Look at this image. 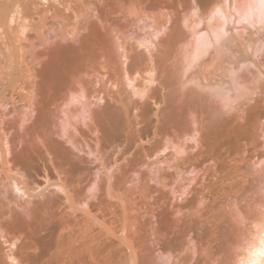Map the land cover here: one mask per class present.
Wrapping results in <instances>:
<instances>
[{"label": "rangeland", "instance_id": "374dc122", "mask_svg": "<svg viewBox=\"0 0 264 264\" xmlns=\"http://www.w3.org/2000/svg\"><path fill=\"white\" fill-rule=\"evenodd\" d=\"M216 1L226 28L247 42L257 25L236 20L240 0ZM27 2L35 20L56 13L76 33L40 44L35 20L24 21L26 38L18 18L10 23L31 77L20 61L2 92L0 136L12 174L32 189L47 186L20 195L0 171V264L6 252L19 264H129V250L133 264L232 263L254 231L252 215L264 212V37L225 70V83L205 84L200 72L222 73L212 47L184 74L191 32L221 20L193 26L206 13L202 0ZM138 7L157 21L165 15L154 39L137 26ZM59 181L74 208L48 185Z\"/></svg>", "mask_w": 264, "mask_h": 264}, {"label": "bare ground", "instance_id": "6f19581e", "mask_svg": "<svg viewBox=\"0 0 264 264\" xmlns=\"http://www.w3.org/2000/svg\"><path fill=\"white\" fill-rule=\"evenodd\" d=\"M28 4L29 3L27 2V0H0V40L3 44V50L0 48V106H3L1 102L5 97L4 95H2L4 88L7 85H11L12 83L17 81L19 72H21L20 61L24 60L25 57L24 55L19 54L20 51L19 49H16V46L14 48L15 44L12 43L9 34L10 23L14 19L18 18L20 21L19 23H21L20 34H25L27 25L24 23V21L35 20L33 15L34 13L29 11L28 9ZM130 4L134 5L135 3L132 2ZM202 4L206 8V13L204 16H199V18L194 22L193 26L198 25L203 19H208L209 21L216 15L221 16V20L213 28H207V30L205 31L194 29L191 32L192 45L189 52V58L184 64L186 65L184 66V74L186 73L188 68L194 62H196L198 58H200V55L208 52L212 47L211 60L214 62V65L217 69H222V73L220 74L213 72V75L217 74V77H219V79H215V76L214 78H212L211 76L206 77L204 73L201 72L198 75L205 84L217 83V85H220L226 82L223 79V76H226L225 70L231 64H238L241 61H245L246 58L243 57V54L246 55L247 49L252 48L257 40H260L262 39V37H264V0H240L238 7H235V3H232V9L235 12V18L238 22L245 21L248 24L252 23L257 25L255 27L256 31H250L251 37L247 42L240 41L235 37L234 34H232L230 28H226V18L224 17L222 2L216 0H202ZM131 8L134 7L132 6ZM136 10L138 13L135 19L137 26L139 28H146L147 33L151 35V38L154 39L156 34L162 32L166 27L167 19H165L164 14H162V20L157 21L156 17L146 13L141 7H138V9ZM196 11V5H191L188 8L189 13L195 14ZM144 19H147L149 21L148 24L144 23ZM63 20L64 19L62 18V16L56 13H52L50 16H39L37 14L35 23H29V26L32 27V29L37 28L35 29V34L39 39V43L42 44L47 41L48 35L50 34L63 37L76 33L75 29H68L66 23H64ZM182 22L184 23V19L182 20ZM82 28V25L79 26L77 28V31ZM227 30H229V34L227 33ZM256 33L259 34V36L254 37ZM23 38H26V35H24ZM184 39L185 36L179 37V40ZM249 41L251 42V44H248ZM17 46H20V44H18ZM119 57H121V54H119ZM27 58H32L31 53L27 56ZM24 61V70L27 73V76L31 77V68L26 62V58ZM138 71L139 69L137 68L135 70V73ZM145 72L149 79L152 78L151 69H145ZM114 73L116 78L122 77V67ZM191 77L192 76L187 78V80L191 79ZM232 81L233 80H230V83L229 81H227L229 87L232 85ZM24 89H22L23 92L19 91V93L21 92L23 94L20 96L27 97V100H29L28 89ZM127 101L128 112L134 108L135 103L131 101L130 98H128ZM22 108H24V115L27 116L30 110L29 103L24 104ZM123 141L128 149V143L132 141L131 137L125 135ZM0 159L2 166L0 167V171L3 174V178L4 180L9 182V186L17 194L19 193L20 195H26L28 197L34 196L47 186H45V184L44 187L43 185H36L35 188L32 189L28 187L25 182L18 179L12 174L11 169L7 165L8 162L6 159V149L3 135L0 136ZM115 163L116 160H114L113 164ZM48 185L55 186L57 190L63 193L69 207L74 208L76 206L70 191L67 189L63 181H59L56 183L48 182ZM85 212V214L88 215V211ZM250 222L252 223L251 230L254 229V231L249 232L247 230L246 232L245 230V232H249V236H251L243 239L240 243L238 242L239 249L236 248V251L233 250L234 253L233 251H231L233 254L230 255L231 258H233V261L232 263L229 262L230 264H264V212H262V214L252 215ZM109 234L116 236V233L112 230H109ZM8 245H14V242H8ZM129 251V264H133V253L132 250ZM3 258L4 260L8 261V264H19L17 259L7 252L3 253Z\"/></svg>", "mask_w": 264, "mask_h": 264}]
</instances>
